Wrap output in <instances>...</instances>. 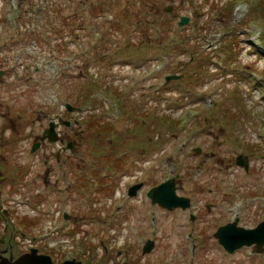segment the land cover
I'll return each mask as SVG.
<instances>
[{"label":"rangeland","instance_id":"374dc122","mask_svg":"<svg viewBox=\"0 0 264 264\" xmlns=\"http://www.w3.org/2000/svg\"><path fill=\"white\" fill-rule=\"evenodd\" d=\"M132 51L142 55L125 62ZM0 69V236L12 225L17 251L57 263L264 264V252L228 254L213 238L236 217L247 229L264 218V0H0ZM66 103L73 118L81 109L78 139L67 130L74 150L40 142L31 153ZM90 116L116 138L87 131ZM151 177L175 178L190 209L152 206L146 191L128 198V183Z\"/></svg>","mask_w":264,"mask_h":264},{"label":"water","instance_id":"95a60500","mask_svg":"<svg viewBox=\"0 0 264 264\" xmlns=\"http://www.w3.org/2000/svg\"><path fill=\"white\" fill-rule=\"evenodd\" d=\"M168 12V11H167ZM187 23V18H181L178 23L179 26H183ZM2 76V72L0 71V78ZM178 77H167L166 80L169 81L171 79H177ZM53 126L50 125V129L46 131L43 135L44 138H48L50 142L55 141V136H52ZM36 146L32 148V152L35 150ZM196 153H200V150L197 149ZM236 165L248 170L247 159L242 156H237ZM138 187L134 188L132 193H129L131 196L134 195L135 190ZM148 197L151 198L152 204L158 203L161 208H165L168 210H172L174 208L180 207L182 210H185L190 207V200L182 197H178L175 194V186L174 181L169 180L159 187L152 189L148 193ZM214 237L218 240L219 244L224 247V249L232 253L235 250L241 248L242 246H251L255 244L258 248H261L264 245V222L260 223L253 230H246L244 228H237L236 222L232 224H228L224 227H220L217 232L214 234ZM153 248V244L151 242H147L143 248L144 253H148ZM35 251L33 250L30 254L22 255L15 261H11L9 259H2L0 264H52L51 260L47 256H36L34 255ZM259 252V251H257ZM62 264H81L80 262H76L75 260L66 261Z\"/></svg>","mask_w":264,"mask_h":264},{"label":"flooded vegetation","instance_id":"af4514ba","mask_svg":"<svg viewBox=\"0 0 264 264\" xmlns=\"http://www.w3.org/2000/svg\"><path fill=\"white\" fill-rule=\"evenodd\" d=\"M77 7H79V5L77 4ZM89 8H90V5H89ZM93 9V8H92ZM77 9H75V11H74V14H76V13H79L80 11H76ZM89 10V9H88ZM87 10V12H91V13H95V11H88ZM68 44V42H64V41H61V42H58V41H54L53 43H52V48H55V49H60V48H65L66 46L65 45H67ZM73 44H74V46H78V45H84L83 43L82 44H80V43H74L73 42ZM95 44L96 43H94V42H89V45L90 46H95ZM88 44H87V47L89 46ZM77 46H76V48H77ZM140 55H142L140 52H133L132 54H131V58H130V63H137V61L139 60V56ZM77 113V118H73L74 117V115H73V117L71 118V116H69L70 114L69 113H62L61 115L60 114H58V115H55L56 116V118H54V119H50V121H49V123L50 122H55V123H57V126H56V132L58 133V138H59V141L58 142H56V143H54V144H51V145H55V144H61V149H62V151H73L74 150V148H75V144H74V141L71 139H69L68 137H67V134H68V132H67V130L68 129H71V127L69 126H65V125H63V124H60V121H62V120H71V126L72 127H74L75 128V130H74V132H73V137L76 139H78V137L80 136V134H79V130H78V128L80 127V119H79V117H78V115H79V113H80V109H77V111H76ZM48 123V124H49ZM116 136L115 134H114V131H113V129H112V127L110 126V127H107V129H106V138L107 139H111V137H114V136ZM47 142H42V144H46ZM49 144V143H48ZM67 146H70V147H72V150H65L66 148H67ZM63 174L64 173H60V175L61 176H63ZM69 174H72V173H69ZM75 174V173H74ZM244 174H246V175H249L250 173H244ZM47 177H48V173H45V181H44V183L45 184H49V181L47 180ZM152 178V180L151 181H148V183H146V181L147 180H143V181H141V180H135L134 181V183H131L130 185H128L127 186V188H129V187H132V186H134V185H136V184H138V183H141L142 184V186H141V188H140V191L141 192H143V191H145V190H149V189H151V188H153L154 186H156V185H158V181H156V180H153V177H151ZM58 180V179H57ZM51 182V181H50ZM52 183V182H51ZM63 183H65L66 184V186L68 187V189H70L71 190V187L70 186H74V185H70V183H69V181L68 180H66L65 182H63ZM10 214L6 211V212H4V216H2L3 218H4V220H7V216H9ZM1 217V216H0ZM2 219V218H1ZM11 224H12V222H11ZM8 229H6V227L3 229V232H4V234L2 235V236H0L1 238V241H0V254L2 255V256H5V257H9V256H11V258L12 259H15V258H17L18 256H20V255H22V254H26L27 253V251H22V252H19V251H17V249H16V247H17V243L15 242V232H14V228H12V225H11V231H7ZM6 233H7V236H6ZM45 254V253H44ZM46 255H49L50 257H51V259H53V260H56L55 259V257L52 255V254H46Z\"/></svg>","mask_w":264,"mask_h":264},{"label":"trees","instance_id":"16d2710c","mask_svg":"<svg viewBox=\"0 0 264 264\" xmlns=\"http://www.w3.org/2000/svg\"><path fill=\"white\" fill-rule=\"evenodd\" d=\"M235 40H236V37H234L233 39L230 40V42H229L230 47H231L232 42L235 43ZM87 122H88V123H91L90 126H92V125L95 126V125H96L95 123H98V121H93V117H90L89 120H88ZM93 126H92V127H93ZM89 128H91V127H89Z\"/></svg>","mask_w":264,"mask_h":264}]
</instances>
